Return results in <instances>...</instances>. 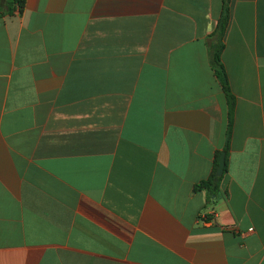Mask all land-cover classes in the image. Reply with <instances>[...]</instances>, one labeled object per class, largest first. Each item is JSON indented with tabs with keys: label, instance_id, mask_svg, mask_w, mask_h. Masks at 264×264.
Masks as SVG:
<instances>
[{
	"label": "crops",
	"instance_id": "1",
	"mask_svg": "<svg viewBox=\"0 0 264 264\" xmlns=\"http://www.w3.org/2000/svg\"><path fill=\"white\" fill-rule=\"evenodd\" d=\"M11 2L0 264H264V0L229 2L228 152L209 54L225 0Z\"/></svg>",
	"mask_w": 264,
	"mask_h": 264
},
{
	"label": "trees",
	"instance_id": "2",
	"mask_svg": "<svg viewBox=\"0 0 264 264\" xmlns=\"http://www.w3.org/2000/svg\"><path fill=\"white\" fill-rule=\"evenodd\" d=\"M230 0H225V10H224V16L222 20L220 21V24L216 31V35L210 44V56H211V65L215 70V73L218 77V80L220 81L223 91L226 96V100L229 107V125H228V131L227 133V143H226V152H228V145L229 141L231 139V133L233 131V125H234V114H235V106H236V97L232 92V88L230 85V81L228 80V74L226 71V68L224 66V63L222 61V52L224 49L223 40L227 31V26L229 25L230 21V6H229ZM12 8L14 9L16 5L22 6L23 0H12L11 2ZM219 157L220 154L217 155L215 166L212 175L207 181H204L201 183L197 188L198 189H206L210 192V196H215L217 194V191L219 189V185L221 183L222 178H219L216 176L217 168L219 165ZM228 170V155L226 158V166L224 172L226 173Z\"/></svg>",
	"mask_w": 264,
	"mask_h": 264
},
{
	"label": "water",
	"instance_id": "3",
	"mask_svg": "<svg viewBox=\"0 0 264 264\" xmlns=\"http://www.w3.org/2000/svg\"><path fill=\"white\" fill-rule=\"evenodd\" d=\"M225 166H226V152L223 151L221 152L219 158V165L216 172L217 177L221 178L224 175Z\"/></svg>",
	"mask_w": 264,
	"mask_h": 264
}]
</instances>
